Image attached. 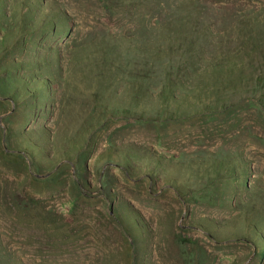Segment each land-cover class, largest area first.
<instances>
[{"label":"rangeland","instance_id":"1","mask_svg":"<svg viewBox=\"0 0 264 264\" xmlns=\"http://www.w3.org/2000/svg\"><path fill=\"white\" fill-rule=\"evenodd\" d=\"M0 264H264V0H0Z\"/></svg>","mask_w":264,"mask_h":264},{"label":"bare ground","instance_id":"2","mask_svg":"<svg viewBox=\"0 0 264 264\" xmlns=\"http://www.w3.org/2000/svg\"><path fill=\"white\" fill-rule=\"evenodd\" d=\"M54 39H56V38H54ZM59 39H60V38H59ZM59 39H58V40H59ZM54 41H55V40H54Z\"/></svg>","mask_w":264,"mask_h":264}]
</instances>
